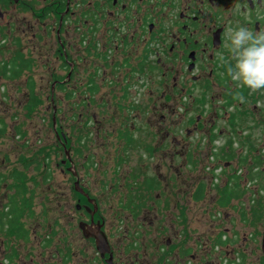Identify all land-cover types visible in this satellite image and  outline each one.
<instances>
[{"label": "flooded vegetation", "instance_id": "flooded-vegetation-1", "mask_svg": "<svg viewBox=\"0 0 264 264\" xmlns=\"http://www.w3.org/2000/svg\"><path fill=\"white\" fill-rule=\"evenodd\" d=\"M5 1L19 5L24 15L32 13L33 18L43 27L45 36L53 40V57L65 60L67 75L65 79H56L59 81L54 84L53 89L60 85L61 90H65L68 103H72L74 97L81 99V130L78 135L74 130V115L71 111L69 115V134L73 135L70 144L74 146L82 143L83 129L89 128L92 122L98 123L100 138L104 134V142L111 144L108 173L112 177L108 181V192L116 190L120 162L124 157L132 158L140 150L144 153L141 158L151 162L159 157L168 142L174 147L180 145L177 137L171 138L168 127L162 125L168 117L173 122V114L183 118L182 123L186 120L193 127V133L202 130L208 133L205 139L200 137L198 144L206 143V149L210 152L209 162L213 165L207 168L211 174L216 172L217 165L214 162L221 155H237L245 147L258 141V130L264 127V90L251 92L247 88H238L228 76L227 69L234 64L228 47L231 30L241 26L253 32L264 30V0ZM1 16L4 13L0 11ZM30 31L29 27L22 29L20 39L22 38L23 43V37ZM36 35L33 37L36 38ZM38 40L40 43L44 38L39 36ZM19 44L21 51L17 54V60H14L15 57L4 62L2 68L3 76H11L12 74H4L6 66L8 68L10 63L17 62L21 75L12 80L19 79L25 73L30 74L35 69V59L28 58L26 46L20 42ZM35 47L33 46L34 50ZM34 50L30 53H34ZM83 61H88L89 66L84 69L86 76L78 80L76 76ZM154 75L160 80L157 85L162 89L160 96L157 90L154 92ZM100 78H103L102 82H99ZM32 81L30 80L28 92L30 97L38 94ZM187 104L198 112L195 118L187 117V110L191 109ZM91 111L96 113L91 115ZM158 114L160 122H153ZM182 126L187 128L186 135L190 136L192 128ZM104 127L107 132L101 131ZM154 130L156 131L153 132ZM73 146L70 147V155L66 152L65 165L69 174L76 178L74 187L82 197L81 202L85 200V203L79 202L76 205L78 211L82 210L78 228L84 242L92 244L93 251H96L93 262L151 264V255L145 245L139 250V244L127 236L128 227L123 235L127 241L124 248L120 240L123 215L129 214L131 222L139 220L143 217H140L142 209L148 206L147 201L132 204L131 200H127L128 197L123 196L118 198L115 206L105 207L107 203H103L104 198L100 202L92 198L88 189L90 182L85 177L89 178L91 172L99 174L100 171H107V163L98 159L93 164L90 154L81 149L74 150ZM175 156L180 159L183 157L180 153ZM234 158L231 156V159ZM150 180L149 186L153 185L151 178ZM76 183H79V188L84 193L77 191ZM202 184L205 183L197 185L193 193L196 200ZM100 188H103V182ZM141 188L142 185L138 188L127 185L128 194ZM146 189L152 192V188ZM136 207L140 210L138 216L135 214L138 211H135ZM106 208H112V221L106 215H109ZM22 212L24 213L23 209ZM146 219L145 214L144 224ZM22 221L23 216L19 218L20 225H23ZM153 225L151 220L149 228ZM171 231L174 233L172 229ZM23 233H26L24 228ZM97 234H101L107 241L108 246L105 244L103 252L97 247ZM136 235V241L139 236L140 239L145 237V234L141 236L139 232ZM169 245L170 242L166 239L163 248L158 250L160 255L157 264L169 262V255L173 254L168 252ZM176 250L175 264H193L195 258L192 252L187 254L190 262L186 263V257H183L185 251L180 247ZM56 256L59 261L52 259V264H87V260H82L84 255L79 249L69 248L63 255L57 252ZM226 261L229 264L228 258Z\"/></svg>", "mask_w": 264, "mask_h": 264}, {"label": "rangeland", "instance_id": "rangeland-1", "mask_svg": "<svg viewBox=\"0 0 264 264\" xmlns=\"http://www.w3.org/2000/svg\"><path fill=\"white\" fill-rule=\"evenodd\" d=\"M0 3V11L4 13L0 17V128L4 129L3 132L0 129V213L8 210L6 207L14 201L24 211L21 226L26 232L18 237L13 231L8 233L3 230L0 234V263L52 264V259L59 261L57 252L63 255L65 250L74 248L82 251L83 261L95 264L93 257L96 251H93L92 244L84 242L78 228L82 210L78 211L76 205L85 203V200L81 202L82 197L74 187L76 178L69 174L65 165L66 152L69 153L73 146L70 144L73 135L69 134V115L70 111L74 115V130L78 135L81 130V99L74 97L73 102L68 103L65 90H61L60 85L53 89L60 77L65 79L67 75L65 60L53 57V40L45 36L43 27L33 18V14L24 15L19 5L8 4L5 0ZM24 27H29L31 31L23 37V43L20 37ZM34 34H37L36 38ZM39 36L44 38L40 43ZM19 42L26 46L28 58L35 59V69L12 80L2 75V68L4 62L17 57L21 51ZM33 46H36V50ZM33 50L34 53H30ZM88 66V61L80 64L76 76L78 80L86 76L84 69ZM30 80L37 87V107H29L32 103L28 96ZM102 80L100 78L99 82ZM159 82L158 76L154 75V92L157 90L160 96L162 89L157 87ZM186 106L190 107L188 104ZM187 111V117L195 118L198 114L192 108ZM95 113L90 112L91 115ZM159 114L155 115L153 122H160ZM172 116L175 119L173 122L168 117L162 125L168 127L170 137L176 136L180 145L174 147L168 142L164 151L159 152V157L151 162L141 158L144 153L140 150L132 158L124 157L120 162L119 183L112 193L107 191L108 181L112 177L108 173L111 144L104 142V134L100 138L97 122L84 128L82 143H76L74 150L81 149L90 154L93 164L98 159L107 163V171H100L99 174L91 172L90 180L85 177L90 182L89 194L99 202L104 198L103 203H107L105 207L115 206L118 198L123 196L128 197L132 204L147 201L148 206L142 209L141 215L140 210L135 208V211L138 210L136 216L144 217L146 214V224L143 217L131 222L129 214L123 215L120 240L124 248L127 241L123 235L128 227L127 236L139 244V250L145 245L151 255V264L159 263L158 250L163 248L166 239L170 242L168 252L173 253L169 255L167 264H175V252L179 247L185 251L183 257H186V263L190 262L187 254L192 252L195 258L193 264H227L226 258L229 264H264V127L258 130V141L245 147L239 154L217 158L214 162L216 170L222 169L223 173L213 171L211 174L207 168L213 165L209 162L210 152L206 149V143L198 144L200 137L205 139L208 133L203 130L193 133V127L186 120L182 123L183 118L176 114ZM182 124L192 128L190 136L186 135L187 128ZM101 131L107 132L105 127ZM178 153L183 159L175 156ZM231 156L235 158L231 159ZM146 163L149 165L146 166ZM17 173L25 175V179L16 181ZM150 178L151 186L148 183ZM232 180L235 182H232L233 186L238 183L240 191L245 193L231 206L222 208L217 202L219 191ZM82 182L85 184L84 180ZM102 182L103 188H100ZM201 183L206 184V191L202 199L196 200L193 193ZM127 185L137 188L142 185V188L128 194ZM21 186H25V189ZM145 187L149 190L152 188V192ZM106 209L107 213L109 211V215H106L112 221V208ZM254 210L253 222L244 220L243 212L247 211V217L252 220ZM151 220L154 225L149 228ZM136 232L141 236L145 234V237L140 239L139 236L136 241ZM222 235L226 244L218 245Z\"/></svg>", "mask_w": 264, "mask_h": 264}, {"label": "clouds", "instance_id": "clouds-1", "mask_svg": "<svg viewBox=\"0 0 264 264\" xmlns=\"http://www.w3.org/2000/svg\"><path fill=\"white\" fill-rule=\"evenodd\" d=\"M231 31L228 47L234 64L228 67V76L238 88L264 90V30L253 32L241 26Z\"/></svg>", "mask_w": 264, "mask_h": 264}, {"label": "trees", "instance_id": "trees-1", "mask_svg": "<svg viewBox=\"0 0 264 264\" xmlns=\"http://www.w3.org/2000/svg\"><path fill=\"white\" fill-rule=\"evenodd\" d=\"M17 60V57L14 59ZM7 74H12L11 76H7ZM6 75L7 78L10 79H16L18 78V76L21 75L20 70H19V65L17 64V62L14 63H10V66L7 68L6 66V71L4 73ZM32 99V103L29 105V107H37V98L36 96H31ZM1 132H3V128H0ZM235 177H233L234 179ZM25 179V175H23L22 173H17L15 176V180L16 181H22ZM234 180L230 181L226 186H224V188H222L219 191V200H218V205L222 208H226L232 205V202L236 199H240L242 194L245 193L243 191H240V187L238 185V183L235 184V186H233ZM206 184H202L199 187V190L196 194V197L198 199L202 198L204 196L205 190H206ZM25 189V186H21ZM26 203V202H25ZM12 206H15L12 208ZM11 207L10 209H8V211H4L2 213H0V234L3 232V230H7L8 233H11L12 231H14V233L20 237L22 234V229L23 227L20 225L19 223V218L22 217V207H17L16 204L14 203V201L11 202L10 206H7L6 208ZM16 212L13 214V212ZM255 211V210H254ZM19 212V213H17ZM256 214L253 213V218L252 220H250L247 216L249 215V213L247 211L243 212V218L244 220L246 219V221L248 222H253L254 219V215ZM7 227V229H6ZM21 231V233L19 232ZM24 232V230H23ZM223 235L221 237H219L218 240V245H225L226 241H223L222 239Z\"/></svg>", "mask_w": 264, "mask_h": 264}, {"label": "water", "instance_id": "water-1", "mask_svg": "<svg viewBox=\"0 0 264 264\" xmlns=\"http://www.w3.org/2000/svg\"><path fill=\"white\" fill-rule=\"evenodd\" d=\"M79 187H80L79 183H76L77 191H79L80 193H84L83 189L79 188ZM96 241H97V247L103 252L104 251L103 249H105V244L107 245V241L105 240V238L101 234L96 235ZM262 249L264 252V239H263Z\"/></svg>", "mask_w": 264, "mask_h": 264}, {"label": "built area", "instance_id": "built-area-1", "mask_svg": "<svg viewBox=\"0 0 264 264\" xmlns=\"http://www.w3.org/2000/svg\"><path fill=\"white\" fill-rule=\"evenodd\" d=\"M216 173H217V174L221 173V169L216 170ZM226 262H227V261H226ZM227 264H228V262H227Z\"/></svg>", "mask_w": 264, "mask_h": 264}]
</instances>
